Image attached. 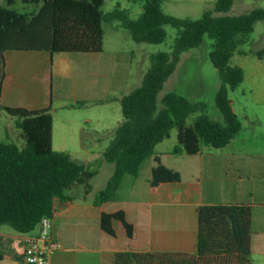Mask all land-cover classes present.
Wrapping results in <instances>:
<instances>
[{
  "label": "trees",
  "instance_id": "16d2710c",
  "mask_svg": "<svg viewBox=\"0 0 264 264\" xmlns=\"http://www.w3.org/2000/svg\"><path fill=\"white\" fill-rule=\"evenodd\" d=\"M35 5L32 14L2 11L0 17V100L6 78V52H47L54 55L99 54L104 50L103 24L120 22L136 43L161 44L167 38L166 26L177 30L171 52L149 57L150 67L139 88L121 100L122 123L114 131L102 157L89 165L75 161L70 153L53 149V116L50 109L30 111L25 108L0 107L17 118L23 146L0 143V227H9L21 235H36L44 217L54 216L55 200L72 201L71 192L82 187L91 192V181L104 163L114 165V173L97 195L95 205L113 199L124 177L137 178L144 162L155 158L151 186L178 183L180 174L169 170L156 156L155 148L170 139L177 129V141L189 156L198 155L202 147L221 149L243 130L234 112L229 93L244 81V72L230 64L264 20V9L241 16L228 13L234 0H217L212 11L198 20L180 19L163 11L164 0H141L142 12L131 19L120 4L105 15V0H20ZM9 4L15 0H8ZM219 14V16H216ZM207 36L213 41L210 60L218 71L221 87L215 96L222 122L205 113L206 105L194 103L174 92L161 100L159 94L175 72L181 55L199 48ZM264 56V49L254 54ZM78 103L77 106H81ZM197 115L191 125L189 117ZM180 149L176 148L175 154ZM198 243L195 254L121 252L114 264H255L252 259V216L250 204L203 206L197 209ZM123 224L129 238L133 227L120 211L103 214L102 229L115 237L113 222ZM4 259L0 238V262Z\"/></svg>",
  "mask_w": 264,
  "mask_h": 264
},
{
  "label": "crops",
  "instance_id": "0c3cea01",
  "mask_svg": "<svg viewBox=\"0 0 264 264\" xmlns=\"http://www.w3.org/2000/svg\"><path fill=\"white\" fill-rule=\"evenodd\" d=\"M36 9L37 6L25 5L20 0L12 4L8 0H0V17L5 10L30 15ZM34 53L38 55L31 57L27 52L17 51L5 53L6 78L0 107L25 108L30 111L50 109L53 116V149L70 153L80 164L96 162L102 157L114 131L121 124L110 126V122L101 116L96 120L81 119L78 122L60 113H74L76 107L82 109L93 104L108 103L113 84L108 72L112 62L105 59L104 51L99 54L54 56L47 52ZM55 56H63L57 61L60 72L57 78L55 75L52 77L48 69L49 62L52 64ZM63 65L67 66V76L61 72ZM117 65L120 66L119 63ZM100 70L104 73L96 75V71ZM51 78L53 87L50 84ZM78 103L82 105L77 106ZM59 123L62 131L61 139L57 141ZM56 144L58 149L55 148ZM231 144L207 151L202 148L194 156L187 155L180 148L179 153H171L172 157L169 155L168 161L157 153L156 156L166 168L180 174V182L151 186L152 170L157 165L153 156L144 162L137 178L124 177L112 200L96 206L97 195L114 173V165L104 163L100 173L91 181V192L88 195L82 187H77L71 192L72 201L55 200L52 236L61 244V249L53 253L51 263L114 264V255L121 252L195 254L198 243V208L251 204L257 207L252 216V259L255 264H261L264 260V215L259 213L258 207L264 210V191H260L258 199L251 192L255 169L252 168L251 172L246 162L249 158L253 162L259 156L253 150L252 156L248 157V150ZM145 166L147 172L142 176ZM104 172H109L110 177L102 188H97L98 178ZM120 211L133 227L132 238L128 237L125 227L119 221L113 222L115 237L101 227L103 214ZM26 236L0 227L4 253L0 264H26L23 256Z\"/></svg>",
  "mask_w": 264,
  "mask_h": 264
},
{
  "label": "rangeland",
  "instance_id": "374dc122",
  "mask_svg": "<svg viewBox=\"0 0 264 264\" xmlns=\"http://www.w3.org/2000/svg\"><path fill=\"white\" fill-rule=\"evenodd\" d=\"M216 2L217 0H164L162 8L167 15L180 19L198 20L202 18L205 12L212 11ZM118 4H120L122 10H126L130 14L131 19H137L142 12L143 3L141 0H105L102 7L103 13L107 15L113 12ZM258 9H264V0H234L230 11L222 15L241 16ZM31 10H33V7H31ZM216 16H219V14ZM103 29V55L107 61L112 62L111 69L108 71L113 81L109 91L110 100L106 104H93L82 109L76 107L73 110L74 113H60V115H67L78 122L81 119L96 120L101 116L110 122V126L116 127L123 121L121 112L122 98L141 86L144 74L150 67V55L172 51V46L177 37V30L171 26H166L167 38L165 42L153 45L136 43L130 33L120 27V22L118 21L105 22ZM212 45L213 41L205 36L199 48L181 55L175 72L159 94L160 108H162V98L167 93L174 92L191 102L206 105L205 113L212 119L222 122L215 104V96L222 83L218 71L210 60L209 55ZM263 49L264 20L255 25L254 32L249 36L247 43L240 48L247 55L236 53L230 62L232 66L241 68L245 75L244 82L236 90L229 93L232 108L243 125L241 134L232 141L231 145L248 150L250 152L246 154L248 157L252 156L251 152L253 150L259 156L253 162L251 158L246 160L250 170L252 168L255 169L254 174L251 173L253 175L251 192L256 194L257 197L255 198L257 199L260 191H264V56L258 58L254 54ZM27 54L31 57L38 55L34 52H27ZM55 57L56 62L53 58L52 64L49 62L48 69L51 70V76L55 75V78H57V74L60 73L57 61L62 59L61 57L63 56ZM117 61L120 66L117 65ZM61 72L65 73L66 76L68 75L66 65L61 67ZM103 73L104 71L102 72V70L96 71V75ZM52 82L53 79L51 78L50 84L53 87ZM98 94L97 90V96ZM196 116L189 117L187 124L191 125ZM18 121L17 118L11 117L0 110V143L24 145V141L20 138L21 131L17 128ZM88 130H91V128ZM61 131L59 123L56 130L57 141L61 139ZM55 148L58 149L57 144ZM176 148L180 149L181 146L177 141V129H173L170 139L159 144L155 148V153L162 155L163 159L168 161L169 155L171 153L175 154ZM202 148L204 151L210 149L205 148V146ZM172 154L170 157H172ZM145 167L142 176L147 172V166ZM109 177L110 173L104 172L98 178L99 184H96V187L102 188ZM252 207L254 212L257 207L255 205H252ZM258 208L259 213L264 215V210H260L261 207ZM5 228L12 231L9 227ZM261 262V264H264V260Z\"/></svg>",
  "mask_w": 264,
  "mask_h": 264
},
{
  "label": "built area",
  "instance_id": "2783aa9c",
  "mask_svg": "<svg viewBox=\"0 0 264 264\" xmlns=\"http://www.w3.org/2000/svg\"><path fill=\"white\" fill-rule=\"evenodd\" d=\"M54 223V216L44 217L39 223L38 233L26 236L23 251L26 264H52L53 253L61 249V244L52 236Z\"/></svg>",
  "mask_w": 264,
  "mask_h": 264
}]
</instances>
